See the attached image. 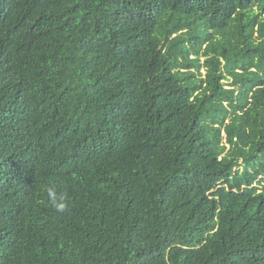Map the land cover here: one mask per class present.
Listing matches in <instances>:
<instances>
[{
  "label": "trees",
  "instance_id": "16d2710c",
  "mask_svg": "<svg viewBox=\"0 0 264 264\" xmlns=\"http://www.w3.org/2000/svg\"><path fill=\"white\" fill-rule=\"evenodd\" d=\"M0 264H264V0H0Z\"/></svg>",
  "mask_w": 264,
  "mask_h": 264
},
{
  "label": "rangeland",
  "instance_id": "374dc122",
  "mask_svg": "<svg viewBox=\"0 0 264 264\" xmlns=\"http://www.w3.org/2000/svg\"><path fill=\"white\" fill-rule=\"evenodd\" d=\"M203 73H205V69H202Z\"/></svg>",
  "mask_w": 264,
  "mask_h": 264
}]
</instances>
